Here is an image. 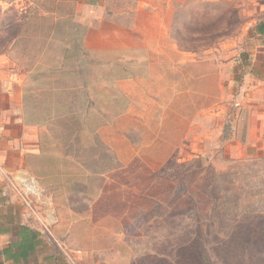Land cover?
I'll return each instance as SVG.
<instances>
[{
  "label": "rangeland",
  "instance_id": "rangeland-1",
  "mask_svg": "<svg viewBox=\"0 0 264 264\" xmlns=\"http://www.w3.org/2000/svg\"><path fill=\"white\" fill-rule=\"evenodd\" d=\"M253 7L0 0V55L21 85L26 122L39 143L46 130L51 140L30 160L26 206L59 260L264 264V142L247 141L253 124L239 105ZM88 93L93 107L109 105L106 117L86 116ZM86 120L105 124L112 160L100 175L87 128L67 163L54 141L60 122Z\"/></svg>",
  "mask_w": 264,
  "mask_h": 264
},
{
  "label": "crops",
  "instance_id": "crops-1",
  "mask_svg": "<svg viewBox=\"0 0 264 264\" xmlns=\"http://www.w3.org/2000/svg\"><path fill=\"white\" fill-rule=\"evenodd\" d=\"M248 1L254 6L250 25L254 47L239 105L250 111L253 124L247 141L257 143L264 142V0ZM12 72L7 57L0 55V264H66L55 255L26 206L24 194L31 179L36 182L30 160L41 151L38 128L26 122L21 85Z\"/></svg>",
  "mask_w": 264,
  "mask_h": 264
},
{
  "label": "trees",
  "instance_id": "trees-1",
  "mask_svg": "<svg viewBox=\"0 0 264 264\" xmlns=\"http://www.w3.org/2000/svg\"><path fill=\"white\" fill-rule=\"evenodd\" d=\"M70 17L72 18V15L70 14ZM72 19H68L67 22H70L73 27L72 28H77L76 24L71 21ZM86 55V53H85ZM87 56V55H86ZM69 58H65V61H67ZM54 76L56 78H64L67 76L66 73H63L61 71L55 72ZM106 93H105V99L106 97ZM61 96V95H60ZM90 96H92V94L88 93L86 98L88 101V107L85 108L83 107V111L86 113V116L91 114L90 116H94L96 114H98V118H102V117H106L107 113L105 112L106 109L104 110L105 107H108L109 105L107 104H100L99 102L97 104L96 107H93L95 105L94 101L90 100ZM99 101H104L103 99L99 100ZM59 125L62 127L60 134L57 138L54 139V141L58 140L59 145L64 149V154L63 157L66 159V163L67 161H69V159H71L70 157L74 156L76 158L80 157L81 154V150H83L84 148L79 147V143L81 142V135L84 132V129L87 128L89 130V132L91 134H93V139L96 142L95 143V147L94 149H99L101 151L100 153V159L99 161H97L98 163V167L99 170L96 171L95 173L103 174L106 173L109 169L108 166H105L104 164L106 163V158L108 160H112L111 157L109 156V154L111 153V150L104 145V143L102 142V140L100 139L99 136V130L105 125L104 123L102 124H91L89 123V121L86 120L85 123L80 122V121H75V123H73V125L69 124V123H64V122H60ZM71 125V126H70ZM75 137V138H74ZM69 138L70 140V144H66L64 143L65 139ZM40 151L41 153L45 154V152L47 151V145L51 144V140L48 137V130H46V132L44 134L40 135ZM97 147V148H96ZM81 164V162H80ZM104 165V166H103Z\"/></svg>",
  "mask_w": 264,
  "mask_h": 264
}]
</instances>
